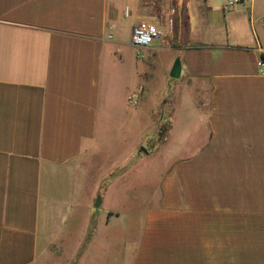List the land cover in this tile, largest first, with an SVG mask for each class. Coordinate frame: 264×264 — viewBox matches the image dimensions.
Instances as JSON below:
<instances>
[{
  "label": "crops",
  "instance_id": "1",
  "mask_svg": "<svg viewBox=\"0 0 264 264\" xmlns=\"http://www.w3.org/2000/svg\"><path fill=\"white\" fill-rule=\"evenodd\" d=\"M226 1L0 0V264H36L42 245H80L73 264L116 249L119 181L138 215L126 264H264V0ZM172 7L174 35L125 39L123 22L165 28ZM138 87L153 104L141 141L103 173L100 133L132 123ZM165 122L173 160L135 190L126 175Z\"/></svg>",
  "mask_w": 264,
  "mask_h": 264
},
{
  "label": "rangeland",
  "instance_id": "2",
  "mask_svg": "<svg viewBox=\"0 0 264 264\" xmlns=\"http://www.w3.org/2000/svg\"><path fill=\"white\" fill-rule=\"evenodd\" d=\"M128 22L129 21H127L126 23L123 22L122 26H124L123 28L126 33L125 39L127 38L130 41L132 26H130ZM137 56H139V54ZM152 105V100L150 98L143 97L141 95L139 104L137 106L133 107L128 105L127 107L134 113L132 123L130 121L126 122L123 119V123L125 126L123 127V130L120 131V129H118L115 131H110L109 129L100 133L101 136L98 142L99 145L96 149V154H98L100 159L102 160L103 173L107 172V162H111L113 158H122V152H126V154L129 155L132 151L135 150V147L138 145V143H140L139 141H141V137L143 136V126L145 125V123L143 124V122L148 120V115H151V112L153 110ZM103 124L106 123L103 121ZM167 126L168 124L166 122L163 123L162 129L159 133H156L155 137L154 134H149V142L146 146H142L144 152L145 150L147 152L153 151L150 159L147 161L139 162L138 165L134 166L128 171L126 176L129 178V180L127 183L129 184V186L133 187V189L138 187L135 190H139V188L143 186V192H150L152 185L157 184L159 177L170 166L169 162L173 160L172 152L174 142L171 141L169 144L167 143L166 146L159 145L161 144L160 141L165 136L163 129ZM181 135L183 134H179V136ZM157 147H159V150L155 151L154 148L157 149ZM123 185H125V183L119 181L118 183H115L114 185H111V187H109V189L111 188L110 191L112 193L111 195H109L110 201L108 202V204L112 205L114 207L113 209L117 210V214L112 219V222L118 224V228L116 230H112L114 232L117 231L116 238L119 242L117 248L115 249L113 247L111 251L107 249L105 252H103L102 256L98 257L96 255L95 259L90 258L92 254L86 255V258L83 261L80 262L78 260L76 261V264H126L125 262L127 261L128 252L126 248L124 249V247L126 242L130 240L129 238L133 237L134 230H132V234L129 235L131 231L124 227L130 224L133 220H138V215L131 212V209L133 208L136 200L133 199L134 197H131L132 194H130L129 196L125 192V190H131L132 188L128 187L127 189H125ZM98 196L96 198V201L98 199ZM69 208H71V206H69ZM69 208L67 207L66 210L70 211ZM59 225L60 222H56L53 226H56V229L58 230ZM103 240L104 239L100 240V238L95 239L92 250L98 249L102 252L101 248L104 246L102 244ZM76 247V245H55L48 246L47 250L45 245H42L36 264H73V257L77 253H73L71 259L69 260V250L75 249ZM77 248L79 250L80 245H78ZM57 249L59 251H57ZM110 254L112 255L111 258ZM115 254L119 255V261L113 260V255Z\"/></svg>",
  "mask_w": 264,
  "mask_h": 264
},
{
  "label": "built area",
  "instance_id": "3",
  "mask_svg": "<svg viewBox=\"0 0 264 264\" xmlns=\"http://www.w3.org/2000/svg\"><path fill=\"white\" fill-rule=\"evenodd\" d=\"M239 1L227 0L224 9L228 10ZM175 9V7H172V14L168 17L165 28L160 27L154 19H141L136 21L131 28L130 42L132 46L136 49L146 48L156 42L163 41L168 35H174L176 32ZM130 15L131 7L129 4H126L124 7V16L129 17ZM258 65L260 71L264 74V60L262 58L258 60ZM141 92L142 88L138 87L129 94L127 102L130 106L134 107L139 104Z\"/></svg>",
  "mask_w": 264,
  "mask_h": 264
},
{
  "label": "water",
  "instance_id": "4",
  "mask_svg": "<svg viewBox=\"0 0 264 264\" xmlns=\"http://www.w3.org/2000/svg\"><path fill=\"white\" fill-rule=\"evenodd\" d=\"M175 70L178 71V68H175ZM173 73H174V72H173ZM173 75H174V74H173ZM145 152H147V151L145 150ZM100 204H101V197H98L95 206L98 207V206H100Z\"/></svg>",
  "mask_w": 264,
  "mask_h": 264
}]
</instances>
